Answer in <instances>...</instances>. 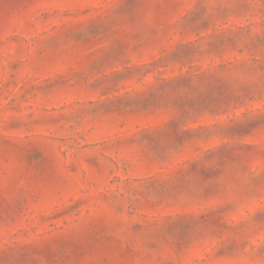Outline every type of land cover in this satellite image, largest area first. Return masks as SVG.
I'll use <instances>...</instances> for the list:
<instances>
[{
    "label": "rangeland",
    "instance_id": "1",
    "mask_svg": "<svg viewBox=\"0 0 264 264\" xmlns=\"http://www.w3.org/2000/svg\"><path fill=\"white\" fill-rule=\"evenodd\" d=\"M0 264H264V0H0Z\"/></svg>",
    "mask_w": 264,
    "mask_h": 264
}]
</instances>
